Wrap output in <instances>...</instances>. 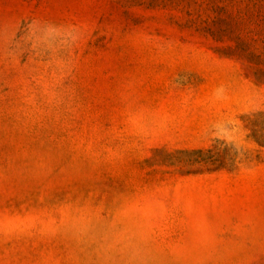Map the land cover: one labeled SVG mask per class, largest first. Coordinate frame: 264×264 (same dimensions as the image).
<instances>
[{
	"label": "rangeland",
	"instance_id": "rangeland-1",
	"mask_svg": "<svg viewBox=\"0 0 264 264\" xmlns=\"http://www.w3.org/2000/svg\"><path fill=\"white\" fill-rule=\"evenodd\" d=\"M0 264H264V0H0Z\"/></svg>",
	"mask_w": 264,
	"mask_h": 264
}]
</instances>
